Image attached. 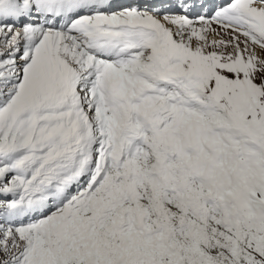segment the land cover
<instances>
[{"label": "snow or ice", "instance_id": "obj_1", "mask_svg": "<svg viewBox=\"0 0 264 264\" xmlns=\"http://www.w3.org/2000/svg\"><path fill=\"white\" fill-rule=\"evenodd\" d=\"M0 264H264V0H0Z\"/></svg>", "mask_w": 264, "mask_h": 264}]
</instances>
